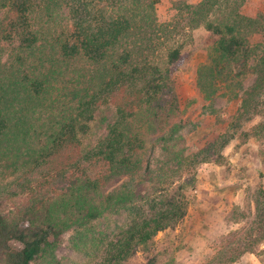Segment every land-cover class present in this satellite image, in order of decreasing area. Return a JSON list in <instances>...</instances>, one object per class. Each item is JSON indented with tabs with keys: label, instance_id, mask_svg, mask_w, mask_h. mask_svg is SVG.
<instances>
[{
	"label": "trees",
	"instance_id": "trees-1",
	"mask_svg": "<svg viewBox=\"0 0 264 264\" xmlns=\"http://www.w3.org/2000/svg\"><path fill=\"white\" fill-rule=\"evenodd\" d=\"M158 1L0 0V264H60L69 228L87 243L90 222L120 210L129 222L91 264H131L138 251L141 264H175L154 238L188 214L197 166L222 163L238 133L264 140V13L244 12L246 0L186 4L188 30L203 27L209 49L196 93L240 100L225 131L192 151L176 75L193 52L176 38L186 28L159 22ZM256 210L207 264L255 251L263 186Z\"/></svg>",
	"mask_w": 264,
	"mask_h": 264
},
{
	"label": "rangeland",
	"instance_id": "rangeland-1",
	"mask_svg": "<svg viewBox=\"0 0 264 264\" xmlns=\"http://www.w3.org/2000/svg\"><path fill=\"white\" fill-rule=\"evenodd\" d=\"M199 1L159 0L156 5L159 22L172 23L176 29L174 34L186 28V33L176 35V38H181L193 52L176 75L184 116H188L181 134L192 151L202 148L224 132L240 103L238 98L222 95L205 100L196 93L193 75L197 66L207 61L209 49L203 43V27L188 30L189 10L185 6ZM242 8L246 13H264V0H246ZM57 29L61 31L63 28L58 26ZM162 51L163 45H160L158 54ZM253 80L254 76H250L244 85H251ZM239 135L224 149L222 163L204 162L197 166L196 181L189 190L191 204L188 214L175 229L159 232L154 238L157 251L163 253L161 259L166 260L174 254L175 264H207L225 244L237 240L255 218L256 195L259 188L264 187V140L250 138L243 142ZM148 157L153 161V167H157L162 159L161 149L157 148L150 156L146 154ZM128 222L129 213L126 210L107 213L101 222L93 220L85 230L88 232L87 243L71 227L55 248L56 258L60 264H91L103 248L104 236L115 234ZM255 256L259 260L264 259V241L251 257ZM144 261V253L138 251L130 263L141 264Z\"/></svg>",
	"mask_w": 264,
	"mask_h": 264
},
{
	"label": "crops",
	"instance_id": "crops-1",
	"mask_svg": "<svg viewBox=\"0 0 264 264\" xmlns=\"http://www.w3.org/2000/svg\"><path fill=\"white\" fill-rule=\"evenodd\" d=\"M251 256H254V252L246 253L238 261H235L234 263H229V264H260V262L258 261L264 262V259L259 260L256 256L255 258ZM248 261H250V263Z\"/></svg>",
	"mask_w": 264,
	"mask_h": 264
}]
</instances>
